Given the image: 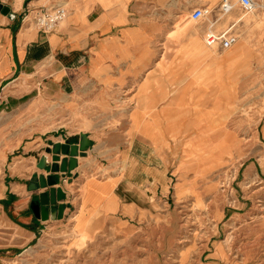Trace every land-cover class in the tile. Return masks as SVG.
I'll return each mask as SVG.
<instances>
[{"label":"crops","instance_id":"0c3cea01","mask_svg":"<svg viewBox=\"0 0 264 264\" xmlns=\"http://www.w3.org/2000/svg\"><path fill=\"white\" fill-rule=\"evenodd\" d=\"M168 1L75 0L68 18L43 33L34 13L60 0H0L10 9L8 15L0 12V264L70 218L71 234L81 245L96 224L123 226L145 216L152 195L169 197L173 168L182 175L185 161L215 162L223 155L216 151V114L237 110L250 50L238 41L217 53L222 49L209 46L190 26H180L172 39L178 28L153 19L161 15L153 7ZM215 19L211 15V23ZM220 22L218 31L225 29L217 27ZM36 101L59 103L69 113L91 105L104 114L114 108L117 125L96 122L88 130L19 141L18 119ZM82 133L91 144L79 152L74 182L61 185L65 176L59 172L52 186L66 193L64 218H36L31 205L51 186H29L34 176L53 174L49 142L79 144ZM69 157L60 152L61 160ZM73 186L81 192L77 203L71 201Z\"/></svg>","mask_w":264,"mask_h":264},{"label":"rangeland","instance_id":"374dc122","mask_svg":"<svg viewBox=\"0 0 264 264\" xmlns=\"http://www.w3.org/2000/svg\"><path fill=\"white\" fill-rule=\"evenodd\" d=\"M60 2L70 15L75 0ZM258 2L264 7V0ZM221 4V0H169L153 7L161 10L160 17L153 19L176 26L174 40L185 24L205 39L211 21L196 23L191 13L206 6L215 19ZM231 14L217 27H229L243 18L233 30L239 43L249 48L251 66L240 81L237 110L216 114V151L223 154L221 158L185 161L182 175L173 168L169 197L152 195L145 216L132 217L123 226L96 224L91 239L81 245L71 234L70 218L66 225L43 233L9 264H264V8L246 13L237 5ZM24 110L18 119L19 141L88 130L96 122L111 128L118 121L117 110L104 114L97 105L83 113H69L59 103L36 101ZM222 142L230 145L223 148ZM226 155L234 159L226 161ZM70 173L67 185L74 182ZM72 189L71 201L77 203L81 192Z\"/></svg>","mask_w":264,"mask_h":264},{"label":"water","instance_id":"95a60500","mask_svg":"<svg viewBox=\"0 0 264 264\" xmlns=\"http://www.w3.org/2000/svg\"><path fill=\"white\" fill-rule=\"evenodd\" d=\"M0 12H2L5 15H8L10 12V9L8 7H3V5L0 4ZM90 141L87 138V136L82 133L81 139L79 144H73L70 143H53V141L49 142L50 147H48L47 152L53 153V165L51 166V171L53 174L49 175L48 177H45L43 175L34 176L32 178V183L29 186L30 190H36L39 186L42 188H47L48 186H51L49 192L42 193L39 195V199L37 201H34L31 205V209L33 210L36 218L41 220H48L49 217L51 219H63L64 218V212L66 208V204L63 202L66 193L64 192L62 187H52L53 185H56L60 177L58 174L61 172L63 176L67 172H71L73 169L77 167V157L79 155V152L81 154H84L83 152L90 146ZM60 152L63 154L69 155V159H63L60 158ZM61 163L59 164V162ZM40 167L45 168L46 167V158H41L40 161ZM71 174V173H69Z\"/></svg>","mask_w":264,"mask_h":264},{"label":"built area","instance_id":"2783aa9c","mask_svg":"<svg viewBox=\"0 0 264 264\" xmlns=\"http://www.w3.org/2000/svg\"><path fill=\"white\" fill-rule=\"evenodd\" d=\"M237 5L246 11V13H254L258 11V9L264 8L258 0H223L218 18L210 24L206 34V42L209 46H218L222 50H227L239 41V34L233 30L237 24L236 22L221 31L215 28V25L227 15L231 14ZM212 14L213 11L208 7L199 6L193 9L191 19L196 23H203L205 21H210ZM68 16L69 10L67 6L65 4H59L55 7L35 12L33 21L38 30L43 33H51L59 27ZM262 105L264 106V104ZM71 178L72 177L66 173L61 185L66 184Z\"/></svg>","mask_w":264,"mask_h":264},{"label":"bare ground","instance_id":"6f19581e","mask_svg":"<svg viewBox=\"0 0 264 264\" xmlns=\"http://www.w3.org/2000/svg\"><path fill=\"white\" fill-rule=\"evenodd\" d=\"M240 20H241V19H238V22H240ZM189 26H190L189 24H185V25L182 26V28L185 30V29H187V27H189ZM227 50H228V49H227Z\"/></svg>","mask_w":264,"mask_h":264}]
</instances>
